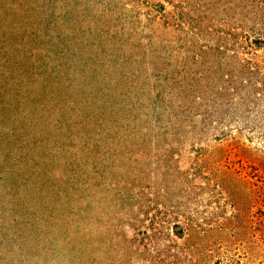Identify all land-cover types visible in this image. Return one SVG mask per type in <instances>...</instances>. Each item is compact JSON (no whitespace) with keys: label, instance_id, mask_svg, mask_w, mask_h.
I'll return each mask as SVG.
<instances>
[{"label":"rangeland","instance_id":"obj_1","mask_svg":"<svg viewBox=\"0 0 264 264\" xmlns=\"http://www.w3.org/2000/svg\"><path fill=\"white\" fill-rule=\"evenodd\" d=\"M0 264H264V0H0Z\"/></svg>","mask_w":264,"mask_h":264}]
</instances>
